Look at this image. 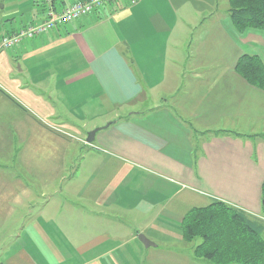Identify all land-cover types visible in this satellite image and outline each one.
I'll return each instance as SVG.
<instances>
[{
	"label": "crops",
	"instance_id": "1",
	"mask_svg": "<svg viewBox=\"0 0 264 264\" xmlns=\"http://www.w3.org/2000/svg\"><path fill=\"white\" fill-rule=\"evenodd\" d=\"M1 2L0 40L46 14ZM243 54L264 64V32L237 31L227 0H116L0 48V264L144 258L138 234L180 240L181 206L211 200L264 220V90ZM233 179L253 180L238 202Z\"/></svg>",
	"mask_w": 264,
	"mask_h": 264
},
{
	"label": "trees",
	"instance_id": "2",
	"mask_svg": "<svg viewBox=\"0 0 264 264\" xmlns=\"http://www.w3.org/2000/svg\"><path fill=\"white\" fill-rule=\"evenodd\" d=\"M233 27L264 32V0H227ZM236 72L248 83L264 90V64L257 55L243 54ZM264 205V180L261 184ZM181 239L200 238L194 255L212 264H264V220L229 203L213 200L188 210L180 221Z\"/></svg>",
	"mask_w": 264,
	"mask_h": 264
},
{
	"label": "rangeland",
	"instance_id": "3",
	"mask_svg": "<svg viewBox=\"0 0 264 264\" xmlns=\"http://www.w3.org/2000/svg\"><path fill=\"white\" fill-rule=\"evenodd\" d=\"M223 4L224 3H222V5ZM0 5H2V2L0 3ZM145 108H146L145 105H141V104H137L132 107V109L134 110H143ZM238 180L240 179L231 180L232 193L229 194V197H230L229 199H232L237 202L239 200L236 198V196L240 195L237 191H240L241 195L247 192L251 193L253 191V187L251 186L253 180L245 179V180H241V182L239 181V183H238ZM181 207L182 209L184 208L183 212H185L188 209L190 210L191 206L182 205ZM262 215H264V209L262 211ZM168 221H171V220L168 219ZM177 224L178 226L176 225L173 229L176 228L177 232L179 233V236L181 237L182 232L180 229V222L179 223L177 222ZM148 235H149L148 237H151L152 239L151 242H153L155 246H150L147 249V252L145 253L144 258H143V255H138L137 258L132 257V258H126L125 260H120L124 262L123 264H127V262L129 264H139L138 261L139 259L141 261L142 258L144 260V264H212L210 260L205 259L203 257H197L194 255V252H193L194 247L200 243V238H195L191 242H186V241H183L181 238L179 240L177 237L171 236L166 233H160V232L149 233L148 232ZM263 238H264V234H263Z\"/></svg>",
	"mask_w": 264,
	"mask_h": 264
},
{
	"label": "built area",
	"instance_id": "4",
	"mask_svg": "<svg viewBox=\"0 0 264 264\" xmlns=\"http://www.w3.org/2000/svg\"><path fill=\"white\" fill-rule=\"evenodd\" d=\"M116 0H77L65 4L60 9H55L53 0H44L46 14L42 21L27 25L13 33L3 35L0 40V48L10 49L18 45L22 40L40 35L58 25H64L81 17L88 16L105 4L114 3ZM138 0H129L130 4Z\"/></svg>",
	"mask_w": 264,
	"mask_h": 264
},
{
	"label": "water",
	"instance_id": "5",
	"mask_svg": "<svg viewBox=\"0 0 264 264\" xmlns=\"http://www.w3.org/2000/svg\"><path fill=\"white\" fill-rule=\"evenodd\" d=\"M109 123H107L106 125L104 126H101V127H96L92 130H90L89 132H87V135H86V142L88 143H91L95 137V134L108 126ZM137 238L139 239V241L145 246V247H150V246H155V244L153 242H151V240H149L144 234L140 233L137 235Z\"/></svg>",
	"mask_w": 264,
	"mask_h": 264
}]
</instances>
